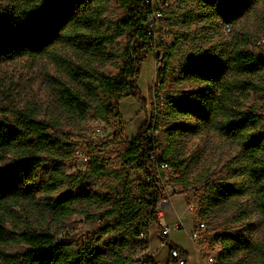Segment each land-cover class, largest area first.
<instances>
[{
  "label": "trees",
  "instance_id": "obj_1",
  "mask_svg": "<svg viewBox=\"0 0 264 264\" xmlns=\"http://www.w3.org/2000/svg\"><path fill=\"white\" fill-rule=\"evenodd\" d=\"M247 1L264 4V0ZM119 3L124 17L105 23L106 0H14L0 23V66L24 57L49 55L55 59L70 82L54 78L56 101L74 119L84 121L92 112L95 119L106 122L112 114L107 102L111 98L121 101L133 97L146 109L136 82L142 53L150 55L145 50L148 36L144 29L149 9L143 0ZM245 8L244 1L236 0L172 1L165 16L174 43L165 54L159 77L164 84L167 73L181 60L175 82L197 86L184 99L164 100L165 118L170 122L165 130L171 139L207 132L234 147L230 178L215 184L208 177L199 180L207 202L200 208L202 218L209 220L213 210L234 209L232 203L239 199L252 208L240 211L237 221L244 222L253 211L264 223V114L249 105L254 95H264V54L245 50L248 36L243 33L230 42L222 35L227 24L237 30ZM120 40L126 42L125 52L119 49ZM111 62L117 66L121 63L116 77L94 68ZM17 116L14 125L0 122V264H155L151 258L138 261L148 250L146 235L152 224L158 225L160 242L174 246L163 234L158 216V207L165 200L160 187L164 174L159 169L167 164L176 173V169L187 167L175 155L153 160L158 143L146 136L147 124L139 128L122 156L123 165L145 175L139 184L140 196L127 202L110 200L109 208L99 217L87 216L88 220L101 221L87 248L76 242L59 243L55 235L44 230H20L16 224L8 228L12 204H41L47 213L70 217L81 200L73 184L56 196L69 179L59 154L77 148L78 144L70 141L75 135L57 122L37 120L33 115ZM112 144L88 146L92 153H102ZM46 157H51L52 164H44ZM88 164L89 173L97 176L106 168L104 160L95 156ZM83 197L92 200L98 196ZM125 232L130 233L126 238ZM110 236L115 238L102 242ZM221 237L227 245L226 255L252 253L257 258L252 264H264V244L240 232L224 230ZM133 243L141 247V254H126ZM11 245H21L22 250L11 253ZM178 249L188 263V254ZM235 264L251 263L239 258Z\"/></svg>",
  "mask_w": 264,
  "mask_h": 264
},
{
  "label": "rangeland",
  "instance_id": "obj_2",
  "mask_svg": "<svg viewBox=\"0 0 264 264\" xmlns=\"http://www.w3.org/2000/svg\"><path fill=\"white\" fill-rule=\"evenodd\" d=\"M106 1L104 22L112 23L122 19L124 11L120 7L119 0ZM236 1H244L245 11L239 20L237 30L233 31L234 34L225 36L222 33L223 37L230 42L235 35L240 33L252 37L264 35V4H251L247 0ZM13 5L14 0H0V23ZM119 49L121 52H125L127 49L124 40H120ZM142 57L143 61L136 85L142 99L146 100L147 108H143V104L133 97L121 101L111 98L107 102L111 106L112 114L108 116L106 122L95 119L92 112H89L84 121L74 119L61 109L56 101L54 78L63 79L65 76L56 60L49 55L24 57L0 66V122L14 125L17 115H33L37 117V120L57 122L65 131L74 134L75 136L70 138V141L78 144L77 148L72 153L59 154L62 156L63 172L69 179L56 196L62 194L72 184L76 185V190L78 189L81 194V200L74 206L75 214L70 217H64V215L59 217L57 214L47 213L41 204H12L13 215L8 217L10 221H8V228H12L16 224L20 230H44L55 235L56 241L59 243L76 242L79 247L87 248L101 227L99 219L88 220L87 216L99 217L109 208L107 203L110 200L120 199V202H127L140 196L139 184L141 180H144L145 175L135 167L123 165L122 156L127 150L129 142L134 139L133 137H136L139 128L143 124H147L149 127L150 123L155 120L158 122L160 130L157 137L158 151L156 155L158 158L162 156L165 158L166 154L175 155L176 160L183 161L187 167L186 169H176L177 172H174L173 177L167 178L162 186L164 201L171 200L183 224V229L173 232L171 240L174 244L180 245L183 250L190 252L192 257L189 258L187 264H199L192 250V242L186 232L187 229L198 223L199 217L207 223L212 235L222 233L224 230L240 232L249 240L259 245L264 244V223L260 221L255 212L252 211L244 222L236 220L239 218L240 211L245 208L251 210L252 206L246 200H234L232 203L234 209L229 208L226 212L213 210V215L209 220L202 218L200 213L194 215L188 211L187 207L190 202L195 204L198 212L202 206L207 204L203 195L204 189L199 180L208 177L215 184L231 177V169L235 164L234 160H231L235 156L234 147L227 141L207 132H203L199 136L176 135L171 139L165 130L170 122L165 118L167 106L164 105V100L184 99L197 86L194 84L179 85L175 82L181 60L175 63L167 73L164 84L160 81L159 72L157 81H154V60L151 55L145 56V53H142ZM80 60L85 61L83 58ZM120 65L121 63L117 66L111 62L106 66L96 64L94 68L116 77L120 73ZM64 81L69 82L66 78ZM154 96H163L164 99L158 100L154 104ZM249 105L258 108L259 112L264 114V95H254L249 101ZM191 123L194 124V122ZM111 141L113 144L102 153H92L88 146L92 144L97 147ZM80 152L87 153L89 158L95 156L104 160L106 168L102 174L97 176L89 173V164L83 162ZM168 160L171 159L168 158ZM44 164H52L51 157H46ZM93 194L98 197H94L92 200L83 197ZM100 198L101 201H99ZM237 208L238 210H236ZM172 209V206H168L164 211L171 214ZM0 213L3 211L0 210ZM248 224L251 226L250 230L247 228ZM129 234V232H125L123 236L126 238V235ZM121 237L118 235V238ZM112 238L115 236L106 237L102 242L105 243ZM146 239L148 246L150 242V247L155 249L160 236L156 235L153 227H150ZM140 249V246L133 243L132 249L128 250L126 254L132 252L141 254ZM8 250L15 253L22 250V246L11 245ZM147 253L150 254L149 247ZM153 256L151 260L155 264H174L169 258V249H160ZM241 256L247 258L251 264L257 260L252 253H243Z\"/></svg>",
  "mask_w": 264,
  "mask_h": 264
},
{
  "label": "built area",
  "instance_id": "obj_3",
  "mask_svg": "<svg viewBox=\"0 0 264 264\" xmlns=\"http://www.w3.org/2000/svg\"><path fill=\"white\" fill-rule=\"evenodd\" d=\"M143 2L149 9L147 21L144 25V29L148 36L145 50L152 56L154 60V81H157V74L163 67L165 54L174 43V36L171 34L170 28L167 26V18L165 16V12L171 7L172 1L143 0ZM232 33L233 28L231 25L227 24L223 27V34L225 36H230ZM245 43V50L254 52L258 56H262L264 54V35L257 37L248 36ZM163 99V96H154L153 102L155 104L158 102V100L162 101ZM159 132L160 130L157 126V122L153 120L147 129L146 136L149 139L156 141ZM80 156L82 157L84 163L89 162V156L87 153L80 152ZM155 158L160 159L161 157L158 158V156L155 155L153 160H155ZM159 170L164 174V180L160 182V187L163 189L162 186L165 184V181L167 178L173 177L174 172L167 164L161 165ZM165 203L166 202L163 201L161 206L158 207L160 216V210L165 206ZM187 209L194 215L200 213L197 211V207L192 202L189 203ZM181 229H183V224L181 221L176 222L174 225L165 224L163 226V234L168 237L171 231H178ZM222 233H217L214 235L210 234L207 223L200 217L198 223H196L195 227L190 232L189 238L201 256L204 264H235L239 258H242L241 255L243 252L226 255L227 245H225L223 242V238L221 237ZM167 246L169 248V258L174 264H187L185 254L181 250L171 245ZM151 257L152 256L147 253L140 256L138 261L146 262Z\"/></svg>",
  "mask_w": 264,
  "mask_h": 264
},
{
  "label": "crops",
  "instance_id": "obj_4",
  "mask_svg": "<svg viewBox=\"0 0 264 264\" xmlns=\"http://www.w3.org/2000/svg\"><path fill=\"white\" fill-rule=\"evenodd\" d=\"M126 135H127V134H126ZM133 138H134V137H133ZM168 206H169V207L172 206V208H173V209H172L173 212H171V214H170V212H169V213H167V212L165 213V211H164V209H166ZM165 207H166V208H165ZM160 212H161V216H160V213H159V211H158V213H159V221H160V224H161L162 227H163L165 224L174 225L176 222L181 221V218L177 215L176 210H175V208L173 207L172 202H171L170 199L167 200L165 206L162 207V209L160 210ZM169 216H170V217H169ZM150 227H153V228L155 229L156 235L159 236V235H158V228H157V225H156V224H152ZM194 227H195V225H194ZM194 227H192V228H190V229H187L186 232H187L188 237H189V234H190V232L193 230ZM173 232L175 233V230L171 231L170 234H169L168 237H167V238H168V243H169V244H174V243L172 242V240H171V235L173 234ZM158 238H159V237H158ZM174 245H176V244H174ZM191 245H192V250H193V252H194L196 258H197L198 261H199V264H204V262H203L201 256H200L199 253L197 252V250H196L195 246L193 245V243H192ZM176 246H177L178 248L181 247L180 245H176ZM160 249H169V248H168L167 245L162 244V243L160 242V240H159V241H158V246H157L155 249H153L152 247H150V242H149V253H150L151 256H153V255L155 256V255H156V252H158ZM181 249H183V248L181 247ZM155 251H156V252H155ZM184 251L188 254L189 258L192 257V256L190 255V252H189L188 250H184ZM154 256H153V257H154Z\"/></svg>",
  "mask_w": 264,
  "mask_h": 264
},
{
  "label": "water",
  "instance_id": "obj_5",
  "mask_svg": "<svg viewBox=\"0 0 264 264\" xmlns=\"http://www.w3.org/2000/svg\"><path fill=\"white\" fill-rule=\"evenodd\" d=\"M160 206H161V204H160Z\"/></svg>",
  "mask_w": 264,
  "mask_h": 264
}]
</instances>
